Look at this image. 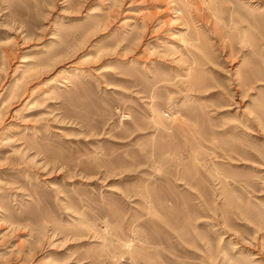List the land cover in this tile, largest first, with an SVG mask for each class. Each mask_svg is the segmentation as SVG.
Wrapping results in <instances>:
<instances>
[{"label":"rangeland","instance_id":"374dc122","mask_svg":"<svg viewBox=\"0 0 264 264\" xmlns=\"http://www.w3.org/2000/svg\"><path fill=\"white\" fill-rule=\"evenodd\" d=\"M0 264H264V0H0Z\"/></svg>","mask_w":264,"mask_h":264}]
</instances>
